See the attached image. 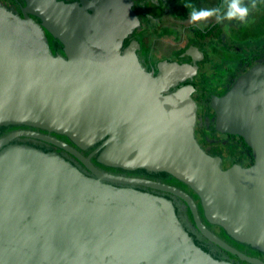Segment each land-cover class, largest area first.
I'll list each match as a JSON object with an SVG mask.
<instances>
[{
	"label": "water",
	"instance_id": "water-1",
	"mask_svg": "<svg viewBox=\"0 0 264 264\" xmlns=\"http://www.w3.org/2000/svg\"><path fill=\"white\" fill-rule=\"evenodd\" d=\"M55 1L33 7L43 26L0 4V126L47 131L0 138V264H232L195 244L171 201L114 184L181 197L210 241L262 264L209 231L186 193L114 176L91 159L102 150L97 162L107 167L172 175L198 195L210 224L264 250V109L255 113L264 66L253 67L226 95L213 97L218 130L243 136L256 158L250 168L225 170L196 140L191 89L168 92L180 73L191 70L163 65L154 77L134 51L120 54L123 39L140 27L131 15L132 1L119 0L116 7L118 0H84V7ZM45 31L64 46V56L53 54ZM113 54L119 56L112 60ZM51 133L83 150L101 145L86 157ZM24 137L70 153L96 178L56 152L10 145Z\"/></svg>",
	"mask_w": 264,
	"mask_h": 264
},
{
	"label": "flooded vegetation",
	"instance_id": "flooded-vegetation-1",
	"mask_svg": "<svg viewBox=\"0 0 264 264\" xmlns=\"http://www.w3.org/2000/svg\"><path fill=\"white\" fill-rule=\"evenodd\" d=\"M37 1L36 6L34 5V2L32 0L30 1L31 3L28 2V0H0V4L5 7L8 11L12 12L14 15L20 17L21 19H29L31 21H34L36 24L39 26H43L42 19L37 16L36 14L33 13V7H37L41 4H45L46 2H50V0H35ZM91 2V0H85ZM134 2V5H139L142 8L145 7L148 3L150 4H157L158 6L160 5V2L163 1L162 6L157 10L161 12V14H164L168 8L169 5L171 4H179L181 5L184 3L185 0H130ZM55 2H64L66 4H75L78 3L81 6L84 7V0H57ZM54 2V5L56 4ZM118 1H114V7L117 6ZM169 4V5H168ZM217 4V3H216ZM215 7V6H214ZM143 11V10H142ZM185 10H182V15H172L171 18L173 17L174 20L169 22L166 25L167 20H163V18H156L161 24L166 25L160 26L162 31L164 29V33H158L155 36H150L147 37L148 40L144 41L146 43H149L150 40L153 47L156 48L155 52H152L151 55L154 57L151 58L152 61H156V65H154L153 69H151L152 72L157 73L160 70V64L163 61L162 58H165V60L171 59L172 63H179V64H186L183 65V67L187 66L188 70L191 71H184L181 73V76H187L184 81H181L178 83L177 86L171 87V89H178V86H180L181 83L183 84H197L199 85V90L193 94L194 99L197 101V113L200 112V115H198L197 120H196V138L198 141H200V145L208 152V154L219 157L221 158L222 164L224 166L223 169H229L235 165H241L244 168H250L252 167L255 162L256 158L254 157V152L253 149L247 144L246 140L244 139L243 136L240 135H235V134H230V133H224L218 130L217 125H216V112L212 107V99L214 96L222 97L227 94V92L233 87V83L230 84L228 83H221L219 84L218 91L217 90H211V87L208 84H202L206 83V81L203 82L204 77L201 75V72H198L196 76H192L194 73L192 72V69L189 68V63L192 61H200L203 62L205 60V55H206V50L204 49L205 46L212 45L215 43H218V40H221L222 36V26L220 25V28L218 29V34L213 36H208L206 39H198L196 35L191 34L188 25H191L189 23V20L187 17H185V13L183 12ZM145 14L150 15L149 7L145 8ZM144 13V11H143ZM147 16L144 19L140 18L141 20V26H140V33H144L142 31L145 26L143 24L149 22L151 18ZM170 18V19H171ZM154 17L152 18L153 21ZM169 19V20H170ZM178 25L183 26V30H180ZM220 23H218L215 19V17L209 19L206 23V27L202 28L201 24H197L200 29H208L210 27L216 26ZM222 24V23H221ZM148 28V27H147ZM179 32V37H176V33H172L170 30H176ZM151 31H155L153 28ZM46 37L50 46V49L55 55H60L64 56V46L59 42L53 39L51 36H49L48 32L45 31ZM139 33V32H138ZM138 33L136 35H138ZM145 34V33H144ZM150 34H155L151 33ZM169 34V35H168ZM166 35V36H164ZM51 37V38H50ZM154 38H159V39H154ZM161 38V39H160ZM191 38V39H190ZM196 38V40L191 41L192 39ZM206 44H203L202 42H205ZM188 41V42H187ZM191 41V42H189ZM223 42V41H222ZM189 43V44H187ZM259 43V42H258ZM187 48H186V47ZM172 48L173 54L172 55H163V57L160 55L158 52H163L165 49ZM199 49L203 50V54L201 55ZM157 51V52H156ZM261 53V52H259ZM141 54V53H140ZM142 56V55H141ZM171 57V58H170ZM186 57H188L186 59ZM201 58H204L201 60ZM264 56H262L260 59L258 58V65H263L264 66ZM242 67L238 70L242 71V76L247 75V73L255 66V63L252 64L250 61L245 60L244 62L241 61ZM146 68V66H145ZM237 74V73H236ZM233 79H235V76ZM238 75V74H237ZM202 78V81H201ZM237 80V79H236ZM234 81V83L236 82ZM217 84V83H216ZM217 84V85H218ZM212 85V83H211ZM260 88V87H259ZM263 88V86H261ZM264 89V88H263ZM216 91V92H215ZM208 94V95H207ZM207 95V96H206ZM211 96V97H210ZM209 99V100H208ZM259 104L258 110L263 111L264 109V90L261 91L259 90L258 93L255 95V106ZM201 109V111H199ZM210 120V121H207ZM5 132L0 133V138H4L7 135H9L12 131H22V130H29V131H35V132H41L47 134V132H44L43 130L39 128H34V127H19L15 129H4ZM224 133V134H223ZM52 137L57 138L66 144L78 149L84 156L88 157L90 155H93L95 151L100 147L101 144H97L95 146H92L86 150L80 149L79 147L75 146L73 142L64 135L56 134V133H51L50 134ZM245 140V141H244ZM220 141V143L217 146V143ZM12 144H26L30 145L32 147L38 148L40 150H43L45 152H51V153H60L62 156L66 155V159L69 160L71 163L76 165L81 171L89 175L90 177L96 178L95 174H93L91 171H89L78 159H76L73 155L70 153L59 149V147H56L52 144H49L47 142H44L42 140L34 139V138H17L16 140L11 142ZM10 143V144H11ZM222 147V148H221ZM231 148L232 152H228L225 148ZM102 150H100L98 153L92 156V163L93 165L100 169L101 171H104L106 173L112 174L114 176H120V177H126V178H132V179H141V180H146L149 182H156L159 184L163 185H169V187L176 188L178 190H181L182 192L186 193L189 195L196 203L201 220L205 227L211 231L213 234H215L218 238H220L222 241H224L226 244L229 246L233 247L234 249L238 250L242 254H244L247 257H250L252 259H255L262 264H264V250L259 249L257 247H253L250 244L240 242L233 238L231 235H229L222 227L218 225H213L210 224L204 215V212L202 210V205H201V199L196 195V193L187 185L184 183L176 180L173 176H171L168 173L165 172H159V171H152V172H147L149 175H139V172L143 170H130V169H122V168H112V167H107L101 163L97 162V158ZM227 153H225V152ZM146 172V171H145ZM108 183V182H106ZM115 186L121 187V185H116ZM124 186V185H123ZM133 186V185H129ZM136 188L146 191L155 195H160L159 197L168 199L171 201L175 208H176V213L183 223L184 227L186 228V231L189 233L190 237L194 239V241L197 243V245L212 255L215 259L220 260V261H226L232 264H253L249 263L245 260L240 259L238 256L233 255L223 248L219 247L217 244L214 242L210 241L201 231L196 226V223L194 221L193 214L191 212V209L187 202L183 200L181 197L168 192L164 191L161 189H156L148 186H136ZM134 188V187H133ZM137 189V190H138ZM264 204V197L261 200Z\"/></svg>",
	"mask_w": 264,
	"mask_h": 264
},
{
	"label": "rangeland",
	"instance_id": "rangeland-1",
	"mask_svg": "<svg viewBox=\"0 0 264 264\" xmlns=\"http://www.w3.org/2000/svg\"><path fill=\"white\" fill-rule=\"evenodd\" d=\"M185 2L186 0L184 1V3ZM188 2L192 3L196 8H214V6L217 3V0H188ZM251 2L252 0H244V3L248 5L250 8L249 15L245 22H239L236 20H233V21L225 20L222 24L220 23L223 29L221 40H218L217 41L218 43L204 47L205 50L207 49L205 60L202 63L205 66L202 68V71L200 72L201 73L204 72L207 74L203 76L204 77L203 82L206 81V83H202V84H208L211 87V90L213 89V90L218 91L217 88H219V84L221 83L225 84L229 82L230 84L233 83L232 86H234L238 80L242 79V74H241L242 71L238 70L242 67L241 61L242 62H244L245 60L250 61L252 64L255 63L254 67H256L258 66V63H259L258 58L260 59L262 56H264V36L261 34L262 30L264 31V0H256V7L254 8L251 7ZM184 3H182L181 5L179 4V2H177V4H171V5L168 4L169 6L164 14H161L160 10L157 11L159 9V6L157 4L148 3L143 8L139 5H132L131 15L133 19H136L140 23L141 22L140 18L144 19L145 17L149 16L145 14L146 13L145 8L149 7V11L151 15L149 17L151 18V20L143 24V26L148 27L147 30L149 32H152L151 29L155 28V30L158 33L162 32L163 34L164 29L160 31L161 30L160 26L166 27V25L169 22L172 23V21L174 20L173 17L171 18L172 15H176V16L182 15V10H186L185 11L187 12L186 14L189 15L190 10L184 6ZM142 10L144 11V13ZM153 17H154L153 21L155 22L154 26H152L151 24ZM161 17L163 18L164 21L167 20L165 21L166 25L161 24L156 19V18H161ZM157 21L158 23H156ZM129 23L131 24V20L129 21ZM206 23L207 21L202 22L201 24L202 28L206 27ZM170 31L174 33V30H170ZM48 35L51 36L50 34ZM154 39H159V38H154ZM202 43L206 44L207 42L205 40V42H202ZM158 53H160L161 56L165 54L172 55L173 50L172 48H168V49H165L163 52H158ZM118 56L119 55L113 54L111 58L112 60H114L115 57H118ZM261 62H264V61H261ZM193 73H195V71H193ZM235 74H236L235 79H233L232 76H234ZM235 80L236 82L234 83ZM201 81H202V78H201ZM216 83L217 84L219 83V84L217 85ZM227 93H229V91ZM199 111H201V109ZM257 112L260 113V110L258 109L255 110V113ZM198 115H200V112L196 114V120H197ZM1 132H2V129H1ZM4 132L5 130H3L2 133ZM196 140L200 145V141H198L197 138ZM219 143L220 141L217 143V146ZM225 149L228 152H232L231 148L226 147ZM63 157L66 158V155H64ZM221 168H224L223 164H221ZM130 170H133V169H130ZM136 170H143L139 172V175H149V173L147 172H152L151 170L145 167L137 168L135 169V171ZM121 187H125V188L134 187L133 189H136V190L138 189L135 186H129V185H124V186L121 185ZM138 190L142 191L140 189ZM142 192L151 194L157 197L160 196V195H155V194H152L146 191H142Z\"/></svg>",
	"mask_w": 264,
	"mask_h": 264
},
{
	"label": "trees",
	"instance_id": "trees-1",
	"mask_svg": "<svg viewBox=\"0 0 264 264\" xmlns=\"http://www.w3.org/2000/svg\"><path fill=\"white\" fill-rule=\"evenodd\" d=\"M133 2V1H132ZM222 2H223V0H217V4L215 5V7H217V6H219V5H221L222 4ZM162 3H163V1H161L160 2V5H159V8L162 6ZM133 5H134V2H133ZM186 11V10H185ZM185 11H183L185 14L187 13V12H185ZM185 17H187L188 18V20L190 19V17H189V15H185ZM156 23H158V21L156 22ZM151 24H152V26H154L155 25V22L154 21H152L151 22ZM189 26V29H187L188 31H190L191 32V34L193 33V35H196V37H198V39L197 40H199V39H202V40H204V39H206L208 36H213V34L215 33V35H217L218 37H219V34L217 33L218 32V29L220 28V24H218V25H216V26H213V27H210V28H208V29H206V30H204V29H200L199 28V26L198 25H193V24H191V25H188ZM177 27H179V29L180 30H183V26L182 25H178L177 24ZM154 30H155V28H153ZM142 31H144V33H140V27L139 28H136L134 31H132L131 33H128L127 35H126V37L123 39V44H122V46H121V50H120V54L121 55H123V53L125 52V51H134L135 53H136V57H137V59H138V61H139V63H140V65L143 67V69L145 70L146 69V71H147V73L148 74H151L152 76H154V77H157V76H159V75H161L162 74V71H164L163 70V68H162V66L163 65H165L166 66V68L167 69H169L170 68V66H173L174 64H176L177 65V68L179 69V68H183V65H186V64H179V63H172L171 62V59H168V60H165V58H167V57H165V58H162V60H159V62L160 61H163L161 64H160V70L157 72V73H155V72H152L151 71V69H153V67H154V65H156V61H152L151 60V58L152 57H154L153 55H151L152 54V52H155V50H156V48L155 47H153L152 46V44H149V43H151V40L149 41V43H146V42H144V41H147L148 40V38L147 37H150L151 35L152 36H155L156 34H157V31L155 30V31H152L151 33H155V34H150V32L147 30V27H144V29L142 30ZM139 32V33H138ZM138 33V35H136ZM174 33H176V37H179V32L177 31V29L174 31ZM261 34L264 36V31L262 30V32H261ZM191 39V38H190ZM193 40H196V38H194V39H192L191 41H193ZM56 41H58V40H56ZM191 41H189V42H191ZM188 42V41H187ZM187 44H189V43H187ZM186 47V46H185ZM187 48V47H186ZM204 50V49H203ZM203 50H201V49H199V51H200V53H201V55L203 54ZM205 51V50H204ZM141 53V54H140ZM142 55V56H141ZM162 57H163V55H162ZM171 58V57H170ZM188 57H186V59H187ZM202 59H204V58H201V60ZM203 62H200V61H192L191 63H189V68H191L192 69V72L193 71H195V73L192 75V76H196L197 74H198V72H200V71H202V68L205 66L204 64H202ZM145 66H146V68H145ZM169 66V67H168ZM177 69V70H178ZM178 73V72H177ZM202 74H203V76H205V74L206 73H204V72H202ZM201 74V75H202ZM207 75V74H206ZM187 76H181V73H180V77L179 78H181L180 80H178L177 82H175L174 83V85H172L171 87H173V86H177L178 85V83H180L181 81H184L185 80V78H186ZM184 83V82H183ZM183 83H181L180 84V86H178V89L177 90H179V89H181V88H184V87H186V88H190L191 89V91H192V99H193V101L195 102V104H196V106H198L197 105V101L194 99V96H193V94H195L198 90H199V85H197V84H188V85H186V84H183ZM171 87L169 88V90H168V92L169 93H172V92H176L177 90H175V89H171ZM208 95V94H207ZM206 95V96H207ZM211 97V96H210ZM215 97V96H214ZM218 97V96H217ZM209 100V99H208ZM213 100V99H212ZM207 121H210V120H207ZM19 128V127H28V126H19V125H12V124H10V125H1L0 126V133H1V129L2 130H4V129H7V128H9L10 130L11 129H15V128ZM44 132H47V131H45V130H43ZM13 132H15V131H12L11 133H13ZM10 133V134H11ZM195 135H196V128H195ZM8 136V135H7ZM74 144V143H73ZM10 145H15V143H11ZM21 145H26V144H21ZM28 146H30V145H28ZM76 146V145H75ZM32 147V146H31ZM203 148V147H202ZM38 149V148H37ZM60 149V148H59ZM204 149V148H203ZM62 150V149H61ZM205 150V149H204ZM206 151V150H205ZM45 152V151H44ZM46 153H48V152H46ZM57 153V152H56ZM58 154H60V153H58ZM210 155V154H209ZM210 156H212V155H210ZM212 157H214V158H218V159H220L221 160V164H222V159L221 158H219V157H215V156H212ZM241 166V165H240ZM243 167V166H242ZM197 195V194H196ZM198 196V195H197ZM202 210H203V208H202ZM203 212H204V210H203ZM186 229V228H185ZM192 238V237H191ZM193 239V238H192ZM193 241H194V239H193ZM195 242V241H194ZM195 244L197 245V243L195 242Z\"/></svg>",
	"mask_w": 264,
	"mask_h": 264
},
{
	"label": "clouds",
	"instance_id": "clouds-1",
	"mask_svg": "<svg viewBox=\"0 0 264 264\" xmlns=\"http://www.w3.org/2000/svg\"><path fill=\"white\" fill-rule=\"evenodd\" d=\"M184 6L190 10L189 23L193 25L202 24L213 17L218 23H223L225 20L245 22L250 11L244 0H223L221 5L214 8H196L186 0ZM251 7H256V0H252Z\"/></svg>",
	"mask_w": 264,
	"mask_h": 264
},
{
	"label": "crops",
	"instance_id": "crops-1",
	"mask_svg": "<svg viewBox=\"0 0 264 264\" xmlns=\"http://www.w3.org/2000/svg\"><path fill=\"white\" fill-rule=\"evenodd\" d=\"M140 24H141V22H140ZM141 26V25H140ZM134 54H136L135 52H134ZM146 70V69H145ZM120 168V167H119ZM123 169V168H122Z\"/></svg>",
	"mask_w": 264,
	"mask_h": 264
}]
</instances>
